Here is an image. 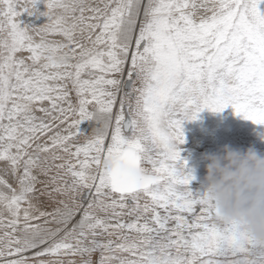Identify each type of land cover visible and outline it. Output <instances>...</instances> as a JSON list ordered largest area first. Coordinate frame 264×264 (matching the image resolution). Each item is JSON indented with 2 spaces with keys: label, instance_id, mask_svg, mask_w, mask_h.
I'll return each instance as SVG.
<instances>
[{
  "label": "snow or ice",
  "instance_id": "snow-or-ice-1",
  "mask_svg": "<svg viewBox=\"0 0 264 264\" xmlns=\"http://www.w3.org/2000/svg\"><path fill=\"white\" fill-rule=\"evenodd\" d=\"M39 3L0 0V264H264L180 149L205 110L264 125V0Z\"/></svg>",
  "mask_w": 264,
  "mask_h": 264
},
{
  "label": "clouds",
  "instance_id": "clouds-1",
  "mask_svg": "<svg viewBox=\"0 0 264 264\" xmlns=\"http://www.w3.org/2000/svg\"><path fill=\"white\" fill-rule=\"evenodd\" d=\"M209 192L222 224L239 223L253 240L264 244V157L225 146L204 157Z\"/></svg>",
  "mask_w": 264,
  "mask_h": 264
},
{
  "label": "rangeland",
  "instance_id": "rangeland-1",
  "mask_svg": "<svg viewBox=\"0 0 264 264\" xmlns=\"http://www.w3.org/2000/svg\"><path fill=\"white\" fill-rule=\"evenodd\" d=\"M39 4L40 5H37V8L39 6L41 9L38 8V12L39 13L46 12L47 8H46V6H44V4L46 5L45 0H41V3H39ZM20 19L23 21L24 24H27V25H30V26L36 27V28L42 27L45 24L43 22L40 25L37 22L38 16H29L27 14H24L23 16H21ZM33 22H34V24H33ZM233 112H234V109L231 112L227 109V110H224L222 113H219V114L206 110L205 111V114H207L206 118H202L200 116L199 119L196 120L195 122H185L184 123V132H185V137H186V143L183 145H180V147L186 146L187 148H184L181 150V155H182V160L187 161L186 171H191V173H193V172L195 173V174L194 173L192 174L193 176H195V179L192 181L193 183H191V185H190V188L192 191H194L193 192L194 194L197 192L203 193L205 191V189L202 187V183H203L204 177L207 174L206 173V165L204 162V157L206 155L219 153L222 151V149L225 146H229L233 149L244 150V151H247L248 149L253 148L258 152V154H260L262 157H264V140H263L264 139V125H256L250 120H245L242 116H237V117L234 116L233 117L234 114L233 115L230 114ZM215 117H217V118H215ZM218 117L219 118L221 117L223 119V123H222V121H220L218 119ZM238 118H239V121H238ZM229 120H231V121L229 122ZM205 122L209 126V128H212V130H209L206 127ZM95 127H96V125L94 122H85L81 125V130L85 134L91 135L92 130ZM224 127H226L225 128L226 130L224 129ZM207 131H208V133H207ZM219 131H222V132H219ZM239 132H240V134L242 133L243 143L240 146L242 149L239 148L236 144H233L234 142H236L235 140L241 141L240 139H236L237 138L236 135H239ZM219 135L221 137L224 135V137H222L223 141L220 139ZM217 140L219 141L220 146L217 144V142H218ZM229 141H230V143H229ZM238 143H240V142H238ZM231 144H233V146ZM194 148H199V149H194ZM185 149L187 150V152H185L186 151ZM192 149H194V150H192ZM190 151H192V152L189 153ZM189 164H191V165H189ZM199 166H201V167H199Z\"/></svg>",
  "mask_w": 264,
  "mask_h": 264
},
{
  "label": "bare ground",
  "instance_id": "bare-ground-1",
  "mask_svg": "<svg viewBox=\"0 0 264 264\" xmlns=\"http://www.w3.org/2000/svg\"><path fill=\"white\" fill-rule=\"evenodd\" d=\"M38 5H40V4H38ZM44 6H46V5L44 4ZM38 8L41 9L39 6H38ZM38 8H37V9H38ZM46 11H47V10H46ZM37 20H38L37 22H38L40 25H41V23H43V22H44L45 24L48 22L47 17L42 16V15H38V19H37ZM35 23H36V22H35ZM33 24H34V22H33ZM39 24H38V25H39ZM36 26H37V25H36ZM227 109H228L230 112L233 110V108H232L231 106L228 107ZM227 109H226V110H227ZM205 111H206V110H205ZM205 111H203V112L200 114V116H201L202 118H206V117H207V116H206L207 114H205ZM207 111H208V110H207ZM206 113H207V112H206ZM218 114H219V113H218ZM218 114H217V115H218ZM230 114H232V115L234 114L233 117H234V116L237 117V115H235V111H234L233 113H230ZM230 114H229V115H230ZM225 115H226V114H225ZM208 116H209V115H208ZM210 116H211V115H210ZM215 116H216V115H215ZM218 116H219V115H218ZM211 117H212V116H211ZM230 117H231V116H230ZM215 118H217V117H215ZM239 118H240V117H239ZM239 118H238V121H239ZM218 119H219L220 121H222V123H223V119H222L221 117H220V118L218 117ZM231 120H232V119H231ZM231 120H229V122H230ZM243 120H244V119H243ZM204 121H205V120H204ZM240 121H241V120H240ZM241 123H242V122H241ZM205 124H206V122H205ZM230 124H231V123H230ZM222 126H223V125H222ZM229 126H230V125H229ZM206 127H207L209 130H212V128H209V126H208L207 124H206ZM237 127H238V126H237ZM225 128H226V127H224V129H225ZM225 130H226V129H225ZM219 132H222V131H219ZM207 133H208V131H207ZM225 134H226V133H225ZM219 136H220V135H219ZM236 136H237L236 139H240L241 141H237V140H235L237 143H236V142H234V143L232 142V143H233V144H236L239 148H241L240 146H241V144L243 143V140H242V133L240 134V132H239V135H236ZM222 137H224V135H223ZM222 137L220 136V139H221V140H222ZM229 137H230V136H229ZM220 139H219V140H220ZM223 139H224V138H223ZM229 140H230V139H229ZM263 140H264V139H263ZM217 141H218V140H217ZM222 141H223V140H222ZM214 142H215V141H214ZM238 142H240V143H238ZM229 143H230V141H229ZM217 144L219 145V141L217 142ZM233 144H231V145L233 146ZM215 145H216V144H215ZM222 145H223V144H222ZM219 146H220V145H219ZM257 146H258V145H257ZM184 148H187V147H186V146H181V147H180L181 150L184 149ZM219 148H220V147H219ZM219 148H218V149H219ZM194 149H199V148H194ZM194 149H192V150H194ZM241 149H242V148H241ZM185 150H186V149H185ZM242 151H244V150H242ZM185 152H187V150H186ZM191 152H192V151H190L189 153H191ZM185 155H186V154H185ZM188 157H189V156H188ZM189 158H190V157H189ZM187 159H188V158H187ZM197 159H198V158H197ZM191 161H192V160H191ZM190 163H191V162H190ZM191 164H192V163H191ZM191 164H189V165H191ZM191 167H192V166H191ZM199 167H201V166H199ZM190 169H191V168H190ZM197 170H198V169H197ZM189 172H191V171H189ZM193 173H194V172H193ZM193 173H192V174H193ZM194 174H195V173H194ZM201 179H202V178H201ZM199 182H200V181H199ZM192 183H193V182H192ZM198 185H199V184H198ZM194 190H195V189H194ZM200 190H201V189H200ZM193 192H194V191H193Z\"/></svg>",
  "mask_w": 264,
  "mask_h": 264
}]
</instances>
